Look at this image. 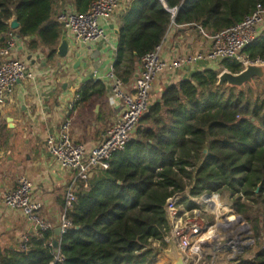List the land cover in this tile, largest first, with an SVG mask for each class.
I'll list each match as a JSON object with an SVG mask.
<instances>
[{
  "label": "trees",
  "instance_id": "16d2710c",
  "mask_svg": "<svg viewBox=\"0 0 264 264\" xmlns=\"http://www.w3.org/2000/svg\"><path fill=\"white\" fill-rule=\"evenodd\" d=\"M58 1L0 0V41L13 32L10 23L16 19L20 27L14 32L20 37L38 36L43 45L56 46L62 29L53 19ZM95 1L74 0L76 12L86 13ZM258 6L264 8V0H133L120 29L115 74L124 83L133 77L143 56L173 25L219 33ZM245 54L264 61V31ZM221 66L234 74L242 71L231 60ZM219 75L210 66L169 86L125 150L113 155L110 168L89 179L87 187L79 184L68 212L73 228L59 239L64 261L56 264H156L153 245L167 247V202L187 193L194 199L227 193L259 249L253 260L239 264H264V98L255 97L252 87L218 86ZM91 88L100 96L105 92L97 82L81 97ZM182 204L187 210L198 207L189 198ZM54 237L47 231L31 238L27 252L0 251V264H51Z\"/></svg>",
  "mask_w": 264,
  "mask_h": 264
},
{
  "label": "crops",
  "instance_id": "0c3cea01",
  "mask_svg": "<svg viewBox=\"0 0 264 264\" xmlns=\"http://www.w3.org/2000/svg\"><path fill=\"white\" fill-rule=\"evenodd\" d=\"M132 1L127 0L114 16L102 22L107 32V41L75 44L72 33L63 26L54 47L43 45L38 36L20 37L14 30L5 37L15 38L14 57L27 64L29 76L12 86L5 104L0 107V191L13 190L17 179L26 176L32 182V199L42 205L41 216L50 226L48 231L54 232V241L60 239L55 231L60 228L67 187L76 173L65 170L52 158L47 150V139L50 134L58 132L64 120L69 118L73 140L91 151L103 142L107 130L120 117L121 106L111 97L106 75L114 70L123 17L129 11ZM64 10L76 12L74 0H59L53 7V19L56 20ZM262 31L264 21L259 34ZM64 39L70 43L67 59L57 55ZM4 42L0 41V44L3 46ZM162 43V59L166 62L186 55L207 53L211 48V41L194 26H171ZM53 51L55 55H52ZM77 62H81V65L75 69ZM210 66L217 67L216 64L202 62L192 68L162 73L151 92L150 106L161 100L169 86ZM139 69L140 63L133 77L124 83L128 90ZM91 75L93 79H89ZM97 82L105 86L103 95H97V88H91L84 98L81 97L74 110L69 111V103L75 95L81 96L87 86L92 87ZM99 172H92L89 179ZM42 234L20 211L0 203L2 254L22 251L25 236L31 240L33 237L41 238ZM153 249L157 253L156 264H174L167 255L170 249L168 244L163 247L158 242L153 245ZM208 260L215 263V258Z\"/></svg>",
  "mask_w": 264,
  "mask_h": 264
},
{
  "label": "built area",
  "instance_id": "2783aa9c",
  "mask_svg": "<svg viewBox=\"0 0 264 264\" xmlns=\"http://www.w3.org/2000/svg\"><path fill=\"white\" fill-rule=\"evenodd\" d=\"M126 1L96 0L86 13L64 10L57 16V21L72 33L75 44L107 41V32L102 22L114 16ZM176 13L177 9L172 11L173 18ZM263 21L264 8L258 6L241 23L215 33L214 36L199 27L201 34L211 41L210 50L207 53L182 56L170 62L162 59L163 43H161L141 59L140 69L134 77L130 90L116 76L114 70L107 73L106 80L110 94L112 99L120 104L121 115L107 130L103 142L91 151L73 140L72 123L69 118L64 120L58 132L48 136L47 150L52 158L65 170L76 173L66 191L65 207L60 222L61 237L73 228L68 212L76 204L79 184L82 183L87 187L92 172L108 170L113 155L125 150L140 121L148 112L151 92L158 77L164 72L192 68L202 62L218 65L231 60L239 63L242 71L248 65H264L263 60H252L245 54V49L259 36ZM15 49L14 37L5 39L4 45L0 47V107L5 104L12 86L29 76L27 64L14 57ZM80 101L81 96L75 95L69 103V111H73ZM32 193V182L26 176H21L17 179L13 190L0 191V203L10 209L20 211L27 221L35 225L42 234L50 230V226L41 216L42 205L32 199ZM184 198L193 200L187 194L186 197L174 196L167 202L165 210L169 221V231L165 242L169 246L172 241L176 243L186 264H215L205 257L206 251L203 244L199 242L207 229L200 219L201 210L198 207L192 210L185 209L182 204ZM212 208L214 209L212 213H215V205ZM29 242L30 238L25 236L22 242L23 252L29 250ZM55 242L51 240L49 247L55 249ZM63 261L57 249L55 261L51 264L63 263Z\"/></svg>",
  "mask_w": 264,
  "mask_h": 264
},
{
  "label": "rangeland",
  "instance_id": "374dc122",
  "mask_svg": "<svg viewBox=\"0 0 264 264\" xmlns=\"http://www.w3.org/2000/svg\"><path fill=\"white\" fill-rule=\"evenodd\" d=\"M221 65L222 64L217 65L220 74L225 71ZM249 88L250 87L247 86L246 90ZM252 88L255 97H259L260 99L264 98V83L255 80V85ZM187 194H184L183 197H186ZM193 200L192 201L198 206V209L201 210L200 219L203 221L206 228L212 227V225L216 223L223 224L233 218L242 220V224L228 227L226 225L224 228L222 227L216 234V238L200 242L203 244V248L206 251L205 257L208 259L215 258V264H239L240 262L255 258L259 249L256 245L251 226L241 216L236 214L227 193L219 196L213 195L196 199L193 198ZM214 205L215 213H212L214 211L212 208ZM185 206L186 205L183 204L184 208ZM212 221L213 224L211 225ZM243 226H246L245 230L242 229ZM214 242L222 243V245L215 247Z\"/></svg>",
  "mask_w": 264,
  "mask_h": 264
},
{
  "label": "water",
  "instance_id": "95a60500",
  "mask_svg": "<svg viewBox=\"0 0 264 264\" xmlns=\"http://www.w3.org/2000/svg\"><path fill=\"white\" fill-rule=\"evenodd\" d=\"M20 24L16 19H13L10 23L11 30L19 29ZM215 33H212L214 36ZM5 41V37L1 39L3 43ZM70 53V43L67 39H64L61 45L58 48L57 55L62 59H67ZM79 57L80 55L77 54ZM81 62H77L75 69L79 68ZM89 79H93L91 75ZM255 80H259L264 83V65H248L246 68L238 74H234L229 72L228 70L223 71L218 77V86H224L230 88H235L240 91H245L247 86L253 87L255 85ZM57 238L61 237V228L55 231ZM55 248H60V242L57 240L55 242ZM167 255L171 258L174 264H186L184 256L179 252L177 245L174 241L170 243V249L167 251Z\"/></svg>",
  "mask_w": 264,
  "mask_h": 264
},
{
  "label": "bare ground",
  "instance_id": "6f19581e",
  "mask_svg": "<svg viewBox=\"0 0 264 264\" xmlns=\"http://www.w3.org/2000/svg\"><path fill=\"white\" fill-rule=\"evenodd\" d=\"M237 224H242V220L239 219V218H233L232 220L228 221V222H225L223 224H216V225H213L212 227H208L206 229V232L202 235L201 239L199 242H202L203 240H209V239H213L215 238V235L217 234V231L220 230L222 227L224 228L226 225L227 227L228 226H234V225H237ZM242 229H246V226ZM219 242H214L215 244V247H219L220 245H222V243H219Z\"/></svg>",
  "mask_w": 264,
  "mask_h": 264
}]
</instances>
